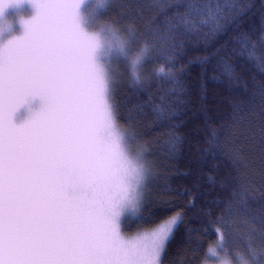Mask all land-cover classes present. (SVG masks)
Segmentation results:
<instances>
[{"label":"snow or ice","instance_id":"1","mask_svg":"<svg viewBox=\"0 0 264 264\" xmlns=\"http://www.w3.org/2000/svg\"><path fill=\"white\" fill-rule=\"evenodd\" d=\"M175 2L167 34L153 32L167 50L165 61L185 38H206L223 23L219 2L216 7ZM107 4H0V264H162L182 222L179 212L159 221L155 213L144 215L151 169L142 152L132 154L136 137L122 130L112 66L126 63L130 86L141 88L150 46L133 51L132 26L124 33L111 23L92 30ZM20 9L29 10L30 18L19 21L16 36L7 16ZM249 56L255 57L254 48ZM224 67L230 75L231 66ZM171 71L161 66L154 75L169 77ZM171 82L173 94L183 91L178 81ZM155 111L161 118L174 115L164 107ZM178 142L173 137L169 150ZM247 196L236 193L240 214L249 213ZM122 223L143 231L126 238ZM252 224L244 251L235 257L238 264H264V217H253ZM256 224L260 243H253ZM216 235L204 264H232L223 231Z\"/></svg>","mask_w":264,"mask_h":264},{"label":"trees","instance_id":"2","mask_svg":"<svg viewBox=\"0 0 264 264\" xmlns=\"http://www.w3.org/2000/svg\"><path fill=\"white\" fill-rule=\"evenodd\" d=\"M192 2L212 7L219 2L222 26L206 38H185L170 61L153 32L167 34L175 0H112L101 14L105 23L132 26L137 40L152 48L142 87L130 86L123 71L115 100L122 129L136 137L151 169L144 215L155 213L159 221L182 214L162 264H204L208 248L217 244V229L236 260L252 232V218L264 217V0ZM161 66L172 69L169 77L154 75ZM173 80L181 93H172ZM157 107L174 115L161 118ZM173 137L179 142L170 151ZM240 192L248 193L247 215L237 211ZM255 227L253 243H260V226ZM122 231L143 229L123 224Z\"/></svg>","mask_w":264,"mask_h":264},{"label":"rangeland","instance_id":"3","mask_svg":"<svg viewBox=\"0 0 264 264\" xmlns=\"http://www.w3.org/2000/svg\"><path fill=\"white\" fill-rule=\"evenodd\" d=\"M9 0H0V4H4V3H8ZM109 2H112V0H108V3ZM109 4H107V7H108ZM103 11H101L100 13V18L99 20L97 21V23L95 25H93L92 27V30H99L101 24H106L103 19L101 18V14H102ZM30 18V11L27 10V9H21V10H16V11H13V10H9V13H8V16H7V19H8V22L11 23L15 29V31H13L12 35H20V29H19V21L21 19H29ZM114 25V24H113ZM123 28V27H122ZM121 28V32L124 33L126 32L128 29H125ZM4 41H0V43H3ZM144 44V42H140L139 40H135L134 43H133V51H135L136 49H138L139 47H141L142 45ZM151 53H152V48L150 47V57H151ZM113 74L117 77V79H119L121 76H122V73L123 71L125 72V76L127 79L130 80V77L128 75V68L126 66V63L124 62H120V61H117L113 64ZM123 130V129H122ZM132 154L133 155H136L138 153H141L140 150H138V148L136 147L135 144L132 145ZM147 166V165H146ZM145 190V189H144ZM123 225V223H122ZM124 233V232H123ZM139 233V232H138ZM138 233H134L132 235H127L124 233L125 237L126 238H134L137 236ZM237 252L234 253V255L236 254ZM223 255V254H222ZM209 259H211L209 257ZM229 259L232 261V264H238V262L236 260L233 259V257H229Z\"/></svg>","mask_w":264,"mask_h":264}]
</instances>
